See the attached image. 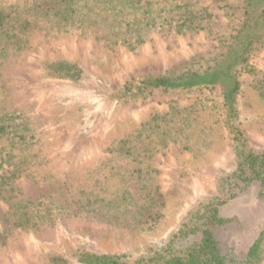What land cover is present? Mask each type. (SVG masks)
Returning a JSON list of instances; mask_svg holds the SVG:
<instances>
[{
    "label": "rangeland",
    "instance_id": "obj_1",
    "mask_svg": "<svg viewBox=\"0 0 264 264\" xmlns=\"http://www.w3.org/2000/svg\"><path fill=\"white\" fill-rule=\"evenodd\" d=\"M39 1L0 0V6L20 4L33 22L21 35L22 48L11 44L0 57V112H20L34 134L27 145L0 141V264H52L51 255L81 264L75 257L79 251L130 259L147 255L200 202L221 194V181L235 167V152L218 90L128 94L122 86L144 75L202 69L231 30L221 5L236 0H194L212 13L206 28L182 34L150 28L137 45L122 43L115 30L111 34L110 14L99 9V1L76 3L80 17H107L89 25H64L33 14L30 6ZM142 1L156 11L170 4ZM51 60L78 64L82 77L48 75L43 65ZM248 65L264 72V47L252 53ZM253 79L240 74L236 121L249 145L264 149V96L253 89ZM123 144L130 154L120 149ZM13 163L19 175L2 185ZM88 195L100 199L99 213L83 208ZM19 198L51 201L62 212L52 224L22 230L12 226L11 202ZM219 215L225 221L213 228L214 237L233 264H243L264 229V198L257 195V184L221 205ZM259 255L257 264H264V234Z\"/></svg>",
    "mask_w": 264,
    "mask_h": 264
},
{
    "label": "trees",
    "instance_id": "obj_2",
    "mask_svg": "<svg viewBox=\"0 0 264 264\" xmlns=\"http://www.w3.org/2000/svg\"><path fill=\"white\" fill-rule=\"evenodd\" d=\"M79 0H41L30 6L33 14L55 19L61 24L100 23L107 17L100 13L80 17L76 3ZM99 9L107 11L111 17L112 33L121 34V42L137 45L143 41V33L150 28H167L182 34L197 32L207 27L212 13L206 6H196L194 0H169L166 9L153 10L148 1L142 0H96ZM232 22L229 34L223 39L218 53L202 69H182L167 74L144 75L127 81L122 90L128 94H146L154 89H196L218 90L224 113V125L234 146L235 167L221 181V194L198 204L180 228L169 236L166 242L149 254L128 258L124 254L95 253L79 251L76 260L81 264H233L234 258L221 251L216 241L213 228L225 220L220 217V206L230 198L246 191L253 183L257 184V195L264 198V149L252 148L239 127L238 100L241 93V72L254 76L253 89L264 96V72L248 65L253 52L264 47V0H236L221 5ZM169 11L170 13H166ZM31 16H25L20 4L0 6V57L8 47L21 49L22 34L29 31ZM100 20V21H99ZM115 30V31H114ZM44 69L50 76L78 80L82 77V68L66 60L44 62ZM32 129L16 110L0 112V141L10 142L12 146L32 143ZM123 143H127L124 141ZM125 154H130L129 145H121ZM4 161L3 146L0 144V165ZM1 184H12L19 175L17 163ZM13 188V187H12ZM97 195L86 196L82 204L87 211L99 213ZM12 226L22 230H33L43 224L56 222L62 207L51 201H32L16 199L11 202ZM262 229L249 246L243 264H257L263 239ZM52 264H66L62 255L48 257Z\"/></svg>",
    "mask_w": 264,
    "mask_h": 264
}]
</instances>
